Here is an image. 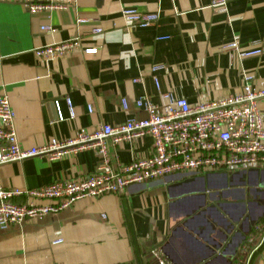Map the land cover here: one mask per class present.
Wrapping results in <instances>:
<instances>
[{"label": "crops", "instance_id": "0c3cea01", "mask_svg": "<svg viewBox=\"0 0 264 264\" xmlns=\"http://www.w3.org/2000/svg\"><path fill=\"white\" fill-rule=\"evenodd\" d=\"M74 1L72 8L33 15L20 5L0 3V94L13 111L21 148L141 119L145 114L134 101L146 98L157 105L160 92L194 105L239 92L244 75L252 85L264 82V0H229L224 12L212 9L211 0ZM122 9L153 16V23L131 27L122 21ZM77 18L82 22L76 24ZM41 26L53 32L43 33ZM75 38L80 49L95 48V54L78 50L46 63L33 55ZM232 42L241 51L258 47L261 54L239 58L222 50ZM151 147L149 137L120 142L110 149L112 165L144 159ZM99 163L93 150L56 160L32 157L0 165V186L35 190L81 179ZM244 171L251 173L239 174ZM252 171L227 172L225 187L213 175L221 172L180 173L128 186L121 194L75 201L0 230V264H233L249 236L250 229L241 227L247 210L258 220L264 204V170ZM13 201L23 204L26 198ZM55 239L61 242L52 244ZM248 264H264V245L250 254Z\"/></svg>", "mask_w": 264, "mask_h": 264}, {"label": "built area", "instance_id": "2783aa9c", "mask_svg": "<svg viewBox=\"0 0 264 264\" xmlns=\"http://www.w3.org/2000/svg\"><path fill=\"white\" fill-rule=\"evenodd\" d=\"M74 0H0V3L17 4L29 14L61 11L74 6ZM229 0H211L210 7L224 12ZM120 17L131 27L152 25L153 16L140 14L134 9L120 10ZM82 20L76 19L75 23ZM43 33L53 29L41 26ZM94 29L93 33H98ZM157 39H165L159 37ZM95 54V48L80 49V40L72 39L35 49V59L46 63L72 52ZM222 50L239 58L258 56L261 49L254 47L241 51L235 43L222 46ZM159 68L153 67L151 70ZM240 91L216 101H204L190 105L184 99L174 98L170 92H160V102L152 104L146 98L134 101L145 116L129 118L124 123L101 125L91 131L76 130L65 140L50 139L39 147L21 148L13 130L14 114L5 95L0 94V165L22 161L32 157L56 160L81 150H93L100 163L92 174L81 179L55 181L35 190L4 189L0 186V230L21 226L49 213L66 208L81 199H95L104 194H121L134 184L151 182L158 178L180 173L211 174L234 170H264V82L252 85L249 76H243ZM158 90L157 81L154 80ZM69 118L74 117L69 100L65 99ZM121 107L126 104L121 101ZM57 120L62 121L55 103ZM149 137L151 153L140 160L114 168L110 149L120 142ZM24 196L26 203L13 198ZM35 200L50 201L36 205ZM103 217V216H102ZM251 233L244 240L233 264H248L250 254L264 244V216L251 226ZM55 239L52 244H59ZM157 264H167L158 260Z\"/></svg>", "mask_w": 264, "mask_h": 264}, {"label": "water", "instance_id": "95a60500", "mask_svg": "<svg viewBox=\"0 0 264 264\" xmlns=\"http://www.w3.org/2000/svg\"><path fill=\"white\" fill-rule=\"evenodd\" d=\"M253 172H255V171L253 170L252 173ZM245 173H247L249 175L251 172H245L244 171V172H240L239 174H245ZM205 175H207L206 177L210 176L209 174H205ZM213 175H217L218 177L220 176L221 182H222L221 186L225 187L227 185V173L226 172H221V173L213 174ZM241 205L243 206L244 204H241ZM260 210H261V212L258 216V219L262 218L264 216V204H262L260 206ZM247 213H248L247 216H245L243 218L242 223H241V227L245 228V230H249L250 227L253 225V223L257 219V217H254L253 212L250 209L247 210ZM215 215L216 216L218 215L217 216L218 217V223L224 225L225 221L223 220L222 216H220V214L218 212H216Z\"/></svg>", "mask_w": 264, "mask_h": 264}, {"label": "trees", "instance_id": "16d2710c", "mask_svg": "<svg viewBox=\"0 0 264 264\" xmlns=\"http://www.w3.org/2000/svg\"><path fill=\"white\" fill-rule=\"evenodd\" d=\"M251 231H252V229H251V227H250L249 233H251ZM263 245H264V244H263ZM261 247H262V246H261ZM261 247H260V248H261Z\"/></svg>", "mask_w": 264, "mask_h": 264}, {"label": "flooded vegetation", "instance_id": "af4514ba", "mask_svg": "<svg viewBox=\"0 0 264 264\" xmlns=\"http://www.w3.org/2000/svg\"><path fill=\"white\" fill-rule=\"evenodd\" d=\"M209 211H210V210H209ZM259 213H260V212H258V215H259ZM213 215L216 216L215 213H213ZM216 218H217V217H216ZM256 221H257V220H256Z\"/></svg>", "mask_w": 264, "mask_h": 264}]
</instances>
